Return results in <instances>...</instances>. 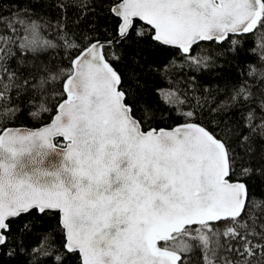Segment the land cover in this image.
Instances as JSON below:
<instances>
[{
	"label": "snow or ice",
	"instance_id": "1",
	"mask_svg": "<svg viewBox=\"0 0 264 264\" xmlns=\"http://www.w3.org/2000/svg\"><path fill=\"white\" fill-rule=\"evenodd\" d=\"M35 3L0 0V256L264 264V0H51L47 19ZM256 33L223 97L197 84ZM148 41L169 49L148 69L165 81L154 92L177 118L168 127L152 126L159 108L136 114L140 59L127 78L114 66ZM21 114L49 122L9 127ZM33 213L56 226L27 246Z\"/></svg>",
	"mask_w": 264,
	"mask_h": 264
},
{
	"label": "trees",
	"instance_id": "2",
	"mask_svg": "<svg viewBox=\"0 0 264 264\" xmlns=\"http://www.w3.org/2000/svg\"><path fill=\"white\" fill-rule=\"evenodd\" d=\"M13 3L23 5L27 3V0H5V6H10ZM51 0H36L34 7L38 13L44 15L47 13L45 18L47 19L53 14V9L50 7ZM96 12L99 14L98 25L103 28L105 26L104 17L107 16V8L97 5ZM82 26L87 28V21L81 22ZM260 33L255 35L248 34L242 37L244 47L241 49V54L233 59L230 55H225L218 61L217 67L210 68L207 71H203L196 74V82L201 87H208L212 94L216 97H223L225 91L230 86L232 81L237 78L236 69L233 67L238 61L250 60V56L244 55V50L249 49L255 45L256 40L259 38ZM59 50H57L58 53ZM169 49L161 48L159 45L153 44L151 41L147 43H130L123 53V59L117 62L114 66L125 74L132 70L135 66L132 64V58L135 56L140 59L141 68L135 69L140 75L141 87L139 92L134 97L137 108V116H139V110L145 105H151L154 108H159L157 112V119L153 120L152 126L168 127L177 122V118L174 113H169L162 104L157 103V97L154 89L157 87L165 86L164 79L155 72L149 71L148 69L154 68L155 66L164 62L168 56ZM66 63L59 58L57 55V64ZM206 111V110H205ZM160 117H163L161 120ZM213 119L212 116L202 115L197 118V122H203L205 127L209 130H216L215 124H209L208 120ZM49 122L48 114H43L38 118H32L27 114H21L18 118L14 119L8 126L9 127H30L38 128L43 126L44 123ZM223 125L221 124V127ZM147 127V125H145ZM264 147V146H262ZM254 191L259 193L264 191V185H260L258 182ZM25 220L29 221L32 225V233L25 237V244L31 246L37 242L40 234L46 230H52L56 226V219L53 216H38L35 213L31 217H25ZM4 264H24V256L18 255L15 258L9 260L6 256H0ZM191 264H198L199 257L193 255L190 257ZM67 264H79L76 256H70Z\"/></svg>",
	"mask_w": 264,
	"mask_h": 264
},
{
	"label": "water",
	"instance_id": "3",
	"mask_svg": "<svg viewBox=\"0 0 264 264\" xmlns=\"http://www.w3.org/2000/svg\"><path fill=\"white\" fill-rule=\"evenodd\" d=\"M40 127H42V126H40ZM13 128H20V129H25V130H27V129H32V130L36 129V128H30V127H13Z\"/></svg>",
	"mask_w": 264,
	"mask_h": 264
}]
</instances>
